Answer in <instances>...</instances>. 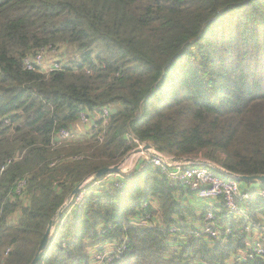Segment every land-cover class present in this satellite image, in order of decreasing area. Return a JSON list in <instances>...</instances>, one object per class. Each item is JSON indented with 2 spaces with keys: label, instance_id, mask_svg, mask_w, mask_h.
<instances>
[{
  "label": "trees",
  "instance_id": "1",
  "mask_svg": "<svg viewBox=\"0 0 264 264\" xmlns=\"http://www.w3.org/2000/svg\"><path fill=\"white\" fill-rule=\"evenodd\" d=\"M42 50L62 67L29 70ZM82 113L89 132L61 138ZM130 135L264 175V0H0V264H31L74 189L136 147ZM120 181L74 196L37 264H92L107 248L98 264H264L244 255L248 218L264 221L255 189L248 218L214 207L222 241L190 233L204 205L154 165Z\"/></svg>",
  "mask_w": 264,
  "mask_h": 264
},
{
  "label": "built area",
  "instance_id": "2",
  "mask_svg": "<svg viewBox=\"0 0 264 264\" xmlns=\"http://www.w3.org/2000/svg\"><path fill=\"white\" fill-rule=\"evenodd\" d=\"M48 51L42 50L33 58H25V65L29 70H40L49 72L62 67L63 63L56 57H49ZM49 53V52H48ZM52 53V52H51ZM50 54V53H49ZM139 115V114H138ZM110 116L108 108L102 109V118L107 121ZM80 123L91 127L93 125L92 116L88 113H82L80 115ZM61 138H75L77 133L73 130L62 129L59 132ZM136 147L129 151L124 158L119 162V170L106 174L99 178H90L85 180L83 186L78 194L75 195L76 199L74 203H80L86 193V185L94 181V186L101 188L105 186L115 185L117 187H123V183L120 179H126L135 169H144L148 165H154L157 167L170 181V185H184L190 190L195 199L198 198L202 202L208 201L209 207H206L203 203L202 209L198 212L199 215L203 214V218L198 221H192L193 227L190 233L196 237L206 235L216 240H226V236H222V231L218 226L217 218V205L224 201L226 207V216L231 219L248 218L249 211L245 209L243 203H245L252 196V189L264 198V186L254 188H243L240 180L237 176L227 174L222 170L216 169L212 164L205 163H183L172 162L170 155H166L160 152L153 144L151 148L145 150V144L148 142L140 141L135 138ZM140 148L141 150L136 151ZM219 172L220 174H218ZM249 224L246 226V231L254 232L258 231L263 234L259 237L255 235V238L250 243H255L252 246V250L244 252L245 256L263 255L264 254V221L256 222L251 218H248ZM138 222V221H136ZM256 227V229H253ZM173 231H178L177 226L172 227ZM226 233H232V230L227 227ZM108 253H102L97 260L103 261ZM244 257V256H242Z\"/></svg>",
  "mask_w": 264,
  "mask_h": 264
},
{
  "label": "water",
  "instance_id": "3",
  "mask_svg": "<svg viewBox=\"0 0 264 264\" xmlns=\"http://www.w3.org/2000/svg\"><path fill=\"white\" fill-rule=\"evenodd\" d=\"M152 146L151 144L148 142L147 144H145V147L144 149L145 150H148L150 149ZM141 150L140 148L136 149V151H139ZM170 159L172 162H183V163H205V162H208L210 164L213 165L214 168L216 169H219V170H222L223 172L227 173V174H233L235 176H237L239 178L240 181H243V182H250V183H264V175H240V174H237L235 172H232V171H229L227 169H225L224 167H222L221 165L213 162L212 160L210 159H206V158H195V157H192V156H188V157H174V156H170ZM119 170V163L113 167H106V168H103V169H100L99 171L96 172V174L92 175L91 177L87 178V179H90V178H99V177H102L106 174H109V173H112V172H116ZM86 179V180H87ZM85 181H83L84 183ZM83 183L79 184L75 189L74 191L71 193V195L69 196L67 202L60 208V210L56 213V215L53 217V219L50 221L49 225H48V228L46 230V233L39 245V248H38V251L34 257V259L32 260L31 264H37L38 261L43 257L44 253H45V250H46V247L50 241V238L52 236V233H53V229H54V226L58 220V218L60 217V215L62 214V211L64 210V208L69 205L71 202H72V199L74 198V196L76 194H78L83 186Z\"/></svg>",
  "mask_w": 264,
  "mask_h": 264
},
{
  "label": "rangeland",
  "instance_id": "4",
  "mask_svg": "<svg viewBox=\"0 0 264 264\" xmlns=\"http://www.w3.org/2000/svg\"><path fill=\"white\" fill-rule=\"evenodd\" d=\"M66 51H67V55L64 56L65 59L69 58V57L73 54V50L70 49V48L66 49ZM59 53H60V51H56V52H53V53H50V54L47 52V54L49 55V57H56V55H58ZM193 157H195V158H203L202 156H193ZM255 186H256V184L253 183L252 186H251V188H254ZM208 202H209V200H208V201H203V200H202V203H203L206 207H209V206H210V205L208 204ZM69 205H70V204H69ZM69 205H67V206L64 208V210H65L66 208H68ZM71 206H72V203H71ZM69 209L71 210L72 208H69ZM64 210H63V211H64ZM99 231L101 232V229H100ZM251 234H252L251 232H248V235H251ZM255 235H257V236H259V237L263 236V234L260 233V232H258V231H256V232L253 233V238H255ZM250 241H252V239H251ZM101 243H103V241H102ZM248 243H250V242H248ZM101 249H104V248H101ZM111 249H112V248H107V249L105 250L104 253H108ZM100 255H102V252H100V251H95V252L92 254V258L95 259L94 261H92V262H93L92 264H98L99 261L97 260V258H98Z\"/></svg>",
  "mask_w": 264,
  "mask_h": 264
},
{
  "label": "crops",
  "instance_id": "5",
  "mask_svg": "<svg viewBox=\"0 0 264 264\" xmlns=\"http://www.w3.org/2000/svg\"><path fill=\"white\" fill-rule=\"evenodd\" d=\"M90 128L89 126L83 125L82 123H79L77 126H75V132L76 133H86L89 132Z\"/></svg>",
  "mask_w": 264,
  "mask_h": 264
}]
</instances>
